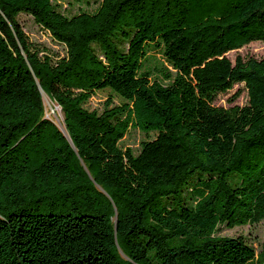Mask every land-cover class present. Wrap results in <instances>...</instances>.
<instances>
[{
	"label": "trees",
	"instance_id": "trees-1",
	"mask_svg": "<svg viewBox=\"0 0 264 264\" xmlns=\"http://www.w3.org/2000/svg\"><path fill=\"white\" fill-rule=\"evenodd\" d=\"M99 1L0 0V264H264L219 236L264 222V56L226 57L264 42V0ZM240 83L246 105L214 106ZM103 91L121 102L89 111Z\"/></svg>",
	"mask_w": 264,
	"mask_h": 264
},
{
	"label": "rangeland",
	"instance_id": "rangeland-1",
	"mask_svg": "<svg viewBox=\"0 0 264 264\" xmlns=\"http://www.w3.org/2000/svg\"><path fill=\"white\" fill-rule=\"evenodd\" d=\"M57 10L64 15L72 16L80 12L92 13L99 5V0H52ZM17 21L23 28L28 39L39 46L47 50L50 54L64 55V47L52 40L49 33L40 28L30 16L20 14L17 16ZM150 55H154L151 53ZM264 56V42H252L244 45L238 50L230 51L226 54V57L234 63L237 57L243 60L256 59L259 60ZM156 59H160V56L156 54ZM108 99H113V104L118 105L121 101L111 95L108 91L98 92L92 96L87 104L86 108L89 111H96L100 113ZM248 97L247 91L243 83L235 84L233 87L219 94L214 100V106L229 108L233 105L244 106L247 104ZM46 108V118H52L54 122L63 130L62 114L59 107L47 99L44 100ZM148 137L141 133L137 129H129L128 133L120 141V147L122 149H131L134 154L139 151V145L142 141ZM153 138V135H150ZM243 236L248 244L255 250L256 253L260 251L261 244L264 241V222L254 226L235 227L232 229L222 226L219 231V236L223 237H235Z\"/></svg>",
	"mask_w": 264,
	"mask_h": 264
}]
</instances>
